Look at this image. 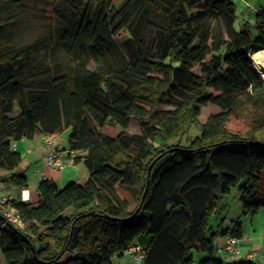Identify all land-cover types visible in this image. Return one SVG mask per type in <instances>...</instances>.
I'll list each match as a JSON object with an SVG mask.
<instances>
[{
    "label": "trees",
    "instance_id": "obj_1",
    "mask_svg": "<svg viewBox=\"0 0 264 264\" xmlns=\"http://www.w3.org/2000/svg\"><path fill=\"white\" fill-rule=\"evenodd\" d=\"M115 1L0 0V183L28 190L13 144L67 130L89 173L12 202L26 227L0 228L5 264H114L133 244L143 264H259L219 258L217 236L244 231L215 220L235 189L246 215L264 210V86L250 59L264 8L239 24L231 0ZM245 100L253 120L232 133ZM209 104L221 112L183 146Z\"/></svg>",
    "mask_w": 264,
    "mask_h": 264
},
{
    "label": "crops",
    "instance_id": "obj_2",
    "mask_svg": "<svg viewBox=\"0 0 264 264\" xmlns=\"http://www.w3.org/2000/svg\"><path fill=\"white\" fill-rule=\"evenodd\" d=\"M237 6V13L239 15V24L242 23L243 13L251 12L258 13L264 8V0H231ZM69 135L65 138L57 136L60 144L68 148L69 147ZM13 149L18 152L22 157V163L20 169L26 175L29 182V189L18 191L9 187L6 184L0 183V190H4L12 195L13 199L17 202H30L35 204L38 201V186L42 181L50 180L55 183L59 188L65 187L68 183L77 182L83 184L89 178L88 170L83 163L69 165L65 168L63 172H53L48 168L45 163V156L47 154V147L41 140L40 135H36L31 140H21L13 144ZM24 193L29 194V201H25L22 198ZM231 200L229 202V207L236 201V207L240 212L243 213V206L239 201L238 191H233L231 194ZM242 222L244 236L242 239H238L236 248L241 252L243 256L250 253H257L258 259L254 260L259 264H264V210L260 213L251 217L250 221L245 223ZM248 224V225H247ZM230 225V228H232ZM226 228L225 223L222 226ZM227 228H229L227 226ZM217 241V238H216ZM220 258L224 261H231L228 254L222 250L224 248V240L218 238L217 241ZM223 253L224 256H223ZM198 257V256H197ZM1 259L4 260V256L1 255Z\"/></svg>",
    "mask_w": 264,
    "mask_h": 264
},
{
    "label": "rangeland",
    "instance_id": "obj_3",
    "mask_svg": "<svg viewBox=\"0 0 264 264\" xmlns=\"http://www.w3.org/2000/svg\"><path fill=\"white\" fill-rule=\"evenodd\" d=\"M124 0H116L114 2V5L116 7H119L122 2ZM237 27L239 28V24L237 23ZM96 67V64L94 63H90L88 68L90 70L94 69ZM256 68V67H255ZM193 73L196 75H200V69L199 68H195L193 70ZM261 79V78H260ZM263 86H264V82L262 81ZM255 108L253 101H242V105H240V110L239 113L237 115H233L230 120L228 121V123L226 124L228 130L232 133H238L241 135H245L248 132V125L250 124V122L253 120V115H252V110ZM163 110H173V107H163ZM221 112L220 108L217 107L216 105L213 104H209L205 107L201 108V116L199 118V124L193 126L190 131L188 132V134L181 140V144L185 147L190 145V142L192 140H194L196 137H199L201 135V127L203 124H205L207 122V120L209 119L210 116L213 115H217ZM103 133L106 134L109 137H117L120 133H121V129L117 126H111V125H107L103 130ZM129 134L133 135V134H140V128L139 125L137 124L136 121H133L131 123V126L128 130ZM70 133V130H67L65 132H63L61 134L62 137H67ZM60 136V135H59ZM179 141H175L173 144H177ZM264 186V185H263ZM235 191H238V189H235ZM263 192H264V187H263ZM233 193V192H232ZM129 202H131L132 207H134L132 198L128 195H126ZM231 195L227 196L223 202L222 205V210L219 213V215L217 216L215 223L216 224H224L227 228L230 227L231 224H235L236 222H243L246 221L245 223L249 222L251 219V216L246 215L245 211L243 209V213L240 212L239 207L237 209L236 207V202L233 203L231 205V207H229V202L231 200ZM248 225V224H247ZM223 226V225H222ZM225 228V229H226ZM218 238H221L224 240V237L218 235L217 236V241ZM216 241V242H217ZM223 250V249H222ZM225 253H223L224 256ZM1 255L3 256V254L0 251V257ZM218 257L220 258V255L218 254ZM195 258V263L194 264H198V257L195 254L194 255ZM222 259V258H221ZM114 264H134V259L131 256H128L125 254L124 257L120 258V259H115L114 260Z\"/></svg>",
    "mask_w": 264,
    "mask_h": 264
},
{
    "label": "built area",
    "instance_id": "obj_4",
    "mask_svg": "<svg viewBox=\"0 0 264 264\" xmlns=\"http://www.w3.org/2000/svg\"><path fill=\"white\" fill-rule=\"evenodd\" d=\"M41 140L47 147V154L45 156V163L50 170L53 172H63L69 165H74V159L78 155L72 152L69 148L63 147L57 135H40ZM46 180V178H44ZM22 198L25 199V193L23 192ZM14 199L12 195L4 190H0V228L8 230L10 226L16 227L17 229L23 230L26 227L25 222L20 218L16 207L13 205ZM238 239L231 235L224 237V248L223 250L228 254L231 261L238 260H256L258 259L257 253H250L243 256L241 252L236 248ZM131 256L134 259V264H143L146 257L145 248L139 244L131 245L127 251L123 254ZM115 259H120L116 257ZM0 264H5V259L2 260L0 257Z\"/></svg>",
    "mask_w": 264,
    "mask_h": 264
},
{
    "label": "bare ground",
    "instance_id": "obj_5",
    "mask_svg": "<svg viewBox=\"0 0 264 264\" xmlns=\"http://www.w3.org/2000/svg\"><path fill=\"white\" fill-rule=\"evenodd\" d=\"M251 58L254 62L255 69L259 74L261 80L264 82V50L258 49L252 55ZM29 194L25 193V198L28 200Z\"/></svg>",
    "mask_w": 264,
    "mask_h": 264
},
{
    "label": "water",
    "instance_id": "obj_6",
    "mask_svg": "<svg viewBox=\"0 0 264 264\" xmlns=\"http://www.w3.org/2000/svg\"><path fill=\"white\" fill-rule=\"evenodd\" d=\"M250 59L252 60V58L250 57ZM252 62H253V60H252ZM253 64H254V62H253ZM257 71V70H256ZM154 164H155V162L151 165V167H150V170H149V174H150V172H151V169L153 168V166H154ZM144 197H145V195H144ZM144 197H143V199H144Z\"/></svg>",
    "mask_w": 264,
    "mask_h": 264
}]
</instances>
